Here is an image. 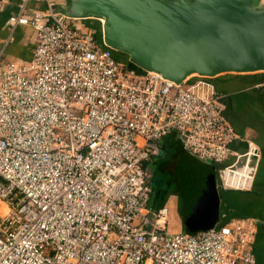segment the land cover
<instances>
[{"label":"built area","instance_id":"2783aa9c","mask_svg":"<svg viewBox=\"0 0 264 264\" xmlns=\"http://www.w3.org/2000/svg\"><path fill=\"white\" fill-rule=\"evenodd\" d=\"M7 20L35 44L0 63V264H255L254 222L170 231L150 184L170 132L223 187L251 178L257 148L233 149L214 77L138 71L54 0H18Z\"/></svg>","mask_w":264,"mask_h":264},{"label":"water","instance_id":"95a60500","mask_svg":"<svg viewBox=\"0 0 264 264\" xmlns=\"http://www.w3.org/2000/svg\"><path fill=\"white\" fill-rule=\"evenodd\" d=\"M262 0H70L69 19L102 18L101 38L121 61L181 83L193 74L264 71ZM255 161L252 162L254 165ZM183 230L219 221L216 168L189 153L176 163ZM191 177V179H190Z\"/></svg>","mask_w":264,"mask_h":264},{"label":"crops","instance_id":"0c3cea01","mask_svg":"<svg viewBox=\"0 0 264 264\" xmlns=\"http://www.w3.org/2000/svg\"><path fill=\"white\" fill-rule=\"evenodd\" d=\"M5 1V9L0 11V63L15 58L29 59L35 44V33L28 26L18 25L10 34L7 18L16 10L18 0ZM54 2L57 9L66 14V6L70 0H54ZM28 5L30 10L43 7L42 2L30 1ZM85 21L86 19H70L72 26L89 31L90 26L85 24ZM213 79L216 90L222 94L224 117L239 135V139L232 144L233 149L242 153L247 150L249 144L257 148L253 173L244 187L217 186L220 196L219 221L243 218L254 222L255 264H264V71L225 72L214 76ZM172 133L178 140L177 134ZM162 141H160L161 155L166 152L163 150ZM160 154L149 161L150 167ZM153 192L161 201L166 199L168 214L171 209L170 214L176 219L174 228L170 231L183 230L179 214L181 204L179 190L176 189L173 193L162 197H159V193L154 189Z\"/></svg>","mask_w":264,"mask_h":264},{"label":"trees","instance_id":"16d2710c","mask_svg":"<svg viewBox=\"0 0 264 264\" xmlns=\"http://www.w3.org/2000/svg\"><path fill=\"white\" fill-rule=\"evenodd\" d=\"M93 28L95 27L93 26ZM83 31H86V30H83ZM94 31H95L96 36L99 38L101 36L100 30L95 28ZM114 56L118 60H124L123 55L119 54L118 52H114ZM162 140L164 144L163 150L166 152L164 154L162 153L161 158L160 157L156 158V160L151 165V170H152V179L150 180L151 187L153 189L154 188L153 186L155 185V183H159L157 180L160 181L161 178L164 177V175L170 174V176H172L175 179L177 183V189L179 190L181 187V183H180L181 178L177 175L175 167L177 165L176 163H178L179 161L183 159L185 155L184 152H186V150L184 149L180 139L178 138L177 140L175 138V135L172 132L166 135ZM169 160L171 161L170 163H169ZM216 177H217V172H216ZM158 193H159V197H162V195L168 194L163 191H159ZM155 199L157 200L158 198L155 197Z\"/></svg>","mask_w":264,"mask_h":264},{"label":"rangeland","instance_id":"374dc122","mask_svg":"<svg viewBox=\"0 0 264 264\" xmlns=\"http://www.w3.org/2000/svg\"><path fill=\"white\" fill-rule=\"evenodd\" d=\"M261 6H264V0H262V3H261ZM85 24H88L90 26V30H95L98 29V30H101V20H99L98 18H95V17H90V18H86V21H85ZM93 26L95 28H93ZM162 157V155L160 154V158ZM171 161L169 160V163ZM152 172V170H151ZM217 186H221V180L219 179L218 175H217ZM191 179V177H190ZM159 183H155V185L153 186L154 188V191H163L165 193H173L174 190L177 189V183L175 181V179L170 176V174H166L164 175L163 178H161V180H157ZM159 184V185H158ZM170 205V203H169ZM170 210L169 209V216H170V220H169V223H168V229L169 230H172V228H174V223L176 222V219H174L175 217L171 216L170 214Z\"/></svg>","mask_w":264,"mask_h":264},{"label":"flooded vegetation","instance_id":"af4514ba","mask_svg":"<svg viewBox=\"0 0 264 264\" xmlns=\"http://www.w3.org/2000/svg\"><path fill=\"white\" fill-rule=\"evenodd\" d=\"M151 179H152V175H151ZM156 202L158 203V205H163V204L165 205L166 199L164 201H161L160 199H157Z\"/></svg>","mask_w":264,"mask_h":264},{"label":"bare ground","instance_id":"6f19581e","mask_svg":"<svg viewBox=\"0 0 264 264\" xmlns=\"http://www.w3.org/2000/svg\"><path fill=\"white\" fill-rule=\"evenodd\" d=\"M98 19L101 20V25H102V22H103L102 18H98ZM227 181H229L228 177H227Z\"/></svg>","mask_w":264,"mask_h":264}]
</instances>
